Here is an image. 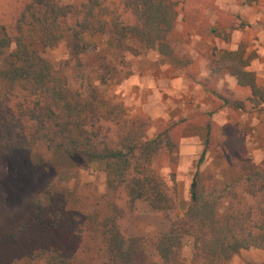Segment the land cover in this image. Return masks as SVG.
<instances>
[{
    "label": "rangeland",
    "instance_id": "rangeland-1",
    "mask_svg": "<svg viewBox=\"0 0 264 264\" xmlns=\"http://www.w3.org/2000/svg\"><path fill=\"white\" fill-rule=\"evenodd\" d=\"M28 1L0 0V22L12 24ZM60 1L77 6L84 0ZM102 1L103 32L69 36L45 53L63 83L86 98L93 92L104 110H113L103 125L110 128L109 137L116 120L142 122L148 139L168 134L171 145L158 153L152 168L176 185L179 217L188 208L197 169L200 180L215 183L216 193H240L250 168L264 170V102L252 101L249 87L224 70L223 57L241 53L246 71L264 91V0H171L176 19L166 37L168 56L129 38L136 17L121 0ZM119 29L127 37L112 42ZM28 128L13 105L0 107V264H43L48 250L70 264H104L98 236L71 221L55 227L34 223L32 200L56 177L47 170L46 143L30 139ZM66 185L73 190L76 213L96 207L100 220L114 212L120 232L142 238L149 256L154 238L168 229L162 216L129 213L124 193L107 190L103 164H88ZM191 256L185 240L181 257ZM230 264H264V249L242 250Z\"/></svg>",
    "mask_w": 264,
    "mask_h": 264
},
{
    "label": "trees",
    "instance_id": "trees-1",
    "mask_svg": "<svg viewBox=\"0 0 264 264\" xmlns=\"http://www.w3.org/2000/svg\"><path fill=\"white\" fill-rule=\"evenodd\" d=\"M121 3L136 17V24L128 28L129 38L168 56L166 37L176 19L175 3ZM102 5V0H84L77 6L60 0H29L12 24L0 22V107L13 105L18 118H26L30 139L46 143L50 151L47 170L56 177L32 200L34 223L49 221L55 227L71 221L90 237L98 236L104 264H230L242 250L264 249V204L260 202L264 200V170L250 168L244 189L235 195L221 189L216 193L215 183L200 180L197 169L188 208L179 217L176 185L164 182L152 168L158 153L171 145L168 134L148 139L142 122L116 120L112 121L114 134L107 136L110 128L103 125L113 117V110H104L93 92L86 98L67 87L45 57L47 50L69 36L78 39L103 32ZM124 31L116 30L112 42L126 38ZM240 58L241 53H225L224 70L238 85L249 87L253 102H264L263 89ZM92 162L104 165L107 190L124 193L129 213L167 219L168 229L152 241V255L145 253L147 244L142 238L120 232L114 212L98 220L102 211L96 207L82 216L74 211L73 190L66 184ZM185 240L191 243L188 261L181 257ZM45 252L43 264H70L63 255Z\"/></svg>",
    "mask_w": 264,
    "mask_h": 264
}]
</instances>
